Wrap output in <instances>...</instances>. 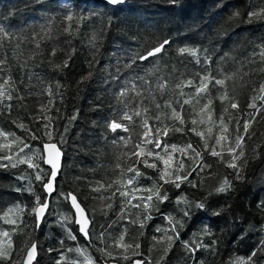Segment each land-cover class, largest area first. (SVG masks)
Returning <instances> with one entry per match:
<instances>
[{"label": "snow or ice", "instance_id": "1", "mask_svg": "<svg viewBox=\"0 0 264 264\" xmlns=\"http://www.w3.org/2000/svg\"><path fill=\"white\" fill-rule=\"evenodd\" d=\"M87 2L104 3V0ZM122 3L123 0H112L111 4L105 6L118 12L122 10ZM249 3L252 8L259 7L256 0H249ZM78 8L79 5L74 4L73 0L71 2L63 0L64 13ZM96 19L95 15L84 16L74 11L72 15L65 16L61 25L65 33L76 37L81 24L87 27ZM115 19L103 13L100 15V31L92 32L87 39L89 51H96V46L100 43L99 37L106 31L110 33V25ZM28 32L30 34L21 30L17 34L8 31L7 27H0V165H6L0 167V171L18 173L15 195L9 198L0 197V264H41L42 249L36 231L42 229L48 222L54 209L58 207L56 200L60 198L61 204L68 207V212H56V224L61 228L65 239L59 241L57 247L48 250L53 264H97V260L89 251L90 248L100 254L105 264L111 261L115 264L121 262L157 264L153 254L157 251L167 253L159 261V264H167L166 257L177 244L185 254L183 264H188L189 260L192 264H198L200 252L203 251L201 245L210 246L214 241L199 229L195 231L198 235L184 239L187 233L175 224L169 214H165V209L171 202L168 192L170 188H182L187 180L201 173L208 164L204 160L206 156L222 158L227 153L228 166L238 168V161L244 155L245 144L250 137L252 121L257 119L255 113L259 112V119H264V103L257 106L258 101L264 102V68L258 65L252 67L257 61L264 63V42L253 47L251 56L247 57L250 70L258 72L261 81L258 88H252L254 81L248 80L249 89L254 94L246 106L252 112L246 114L243 119L237 113H245V108L235 95V89L230 91L228 87V82L235 79V74L228 75L218 73L215 69L209 71L202 68L204 75L192 74V78L185 81L182 79L184 73L177 75L176 68L165 72L160 67H153L144 76L134 75L125 80L120 86L121 91L116 95L117 102L122 106L114 117L105 123L104 128L106 132L110 131L119 136V130L128 132L130 126H138L143 130V136L136 134L138 140L136 144H132L127 137L112 140L116 151L123 157V161L117 158L112 166V175L117 178L104 182L96 181L88 195L96 202L91 209L93 213L99 211L107 215V211L104 210L112 209L111 200L117 195L123 200V204L117 219L106 227L101 226L97 233L96 221L89 215L87 205L80 200V194L74 191H60L63 165L62 152L58 145L65 143L64 137H61L58 143L43 144L42 162L38 159L39 149L34 150L31 146L39 138L38 129L44 128L49 140H52L55 134L53 117L59 115L55 103L60 101L61 85L59 82L53 84L51 80L39 77L35 73L28 74V80L26 82L22 80L18 85L12 75V57L6 53L11 52L16 63L27 69L30 65L34 66L40 56L45 54V49H48V54H45L47 64L57 59L61 52L48 43L59 34L55 21L39 25L38 30L37 27H32ZM64 37L67 39V36ZM170 49H172L170 42L165 41L159 47H154L146 56L132 52L128 56V61L133 62L129 64L122 62L123 57L120 53L123 50L117 45L113 56L116 57L118 69L127 68L135 71L141 67L138 63L141 61L144 63L155 61L159 64ZM202 51L190 46L175 49L178 59L191 57L196 59L197 63L207 64L210 60L216 62L214 57L207 54H204L201 61ZM230 59L232 57L227 52L221 57V61ZM244 75L247 76V73ZM32 79L38 82L35 87L31 84ZM173 84L175 89L169 96L168 92ZM185 88L188 89L187 92ZM213 91L220 94L213 96ZM33 95L40 99L38 107L37 105L30 107L25 102ZM185 96L188 99H184ZM205 98L208 102L200 107V102ZM157 99H161L163 103H157ZM216 100L220 101L224 109L218 118L214 117L212 111L216 107ZM22 112L24 115H21ZM53 112L56 115H53ZM160 112L166 115L163 117L157 115ZM169 113L170 117L167 115ZM205 116L207 120L204 119ZM153 117L160 126H150ZM169 118L172 122L171 128L164 124V120ZM75 119H77L75 115L68 118V125L64 126L65 134ZM233 122L238 127L242 125L243 132L237 131L234 139H230L232 131L229 126ZM185 124H189V128H184ZM205 125L211 126L205 128ZM213 128L217 130L216 134H213ZM189 130L200 138L195 144L169 145L164 139L173 132ZM29 138L31 144L27 143ZM20 144L25 146L18 149L17 145ZM176 154H179L180 158H177ZM185 156L192 162L191 167H186L183 159ZM138 164H143L144 170H155L153 175L158 174V179L152 181L150 187L137 186L144 183L142 177L145 175V171L137 167ZM172 194L178 195L175 192ZM180 203L178 199L177 206ZM258 207H264V202L258 204ZM153 213L159 216L162 223L155 228L149 246L148 237L143 230L150 227L148 221L153 219ZM188 227L191 229L192 225ZM132 232L137 234L132 235ZM82 240L87 241V246L80 244ZM68 242H74V246H69ZM162 245L164 247H160ZM259 253H264V243H260L257 251L252 252L247 259L234 257V264H250Z\"/></svg>", "mask_w": 264, "mask_h": 264}, {"label": "trees", "instance_id": "2", "mask_svg": "<svg viewBox=\"0 0 264 264\" xmlns=\"http://www.w3.org/2000/svg\"><path fill=\"white\" fill-rule=\"evenodd\" d=\"M65 2H71V0H65ZM36 0H0V27H7L8 31L19 34L21 30H25L27 34H30L28 30L32 27H37L39 16L41 12L38 11L35 7ZM210 10V5L206 3L196 2L189 3L188 6L183 10V15L187 18H196L206 14ZM107 21H105V24ZM119 27L115 23L110 26V32L119 30ZM100 17L89 24L87 27L84 24L80 25L79 34L73 38L72 46H75L78 51L76 56L73 58L76 63L70 65L72 66V72L66 75H59L52 73L51 69L48 67V64L45 61V54H48V49H45V54L40 56V59L35 63L34 66L30 65L27 69L18 65L15 61V57L11 52L6 53V55L12 57V75L19 85L21 81L28 80V74L35 73L39 77H46L48 80L55 79L62 85L71 84L74 79H78L81 75L86 74L88 71V61L92 59L90 51L87 45V39L91 35L94 29H100ZM153 37L148 33H145L140 39L141 42H147ZM64 36H54L48 43L52 46H59L61 48L67 49L69 46L64 42ZM264 42V32L256 29L254 31H245L240 33L236 38L233 44L228 48L223 50H218V46L215 44H204L199 45V43L194 38H184V34H177L175 41L173 42L172 49L169 50L166 57L159 61L157 64L155 61L153 63H144L138 62L141 67L137 68L135 71L125 70L119 72L117 75V60L113 56V53L116 52V46L119 45L123 50L120 55L123 57L122 62H128V56L135 51L138 47L136 41H129L127 43H122L119 39L113 40L111 43H106L105 46L101 49L102 55L99 58V63L96 66V70L93 76V80H101V83L95 86L94 90H91L90 93L86 96L83 105H80L78 100L75 99V92L67 95V98L64 104L58 100L55 103V107H61L62 111L65 114L66 119L60 121L61 130H63L65 125H68L67 117L76 114L77 120L72 121L69 125V131L65 134L67 139L68 146L71 148L69 152L68 159L63 163V171L60 176V191H74L80 194V200L87 205L89 209V215H91L96 221V231L99 233L101 226H107L116 220L121 212V205L123 200L117 195L114 199L111 200L112 209H105L107 215H103L101 212L97 211L93 213L91 211L92 207L96 202L88 195L91 191V188L95 186L96 181L104 182L108 179H116V176L112 175L113 165L116 163L117 158L123 161V157L120 155L119 151H116V147L113 146L112 140H119L120 137H127L131 140L132 144L138 143L136 139V134L138 133L141 137L143 136V130L137 127H129V131L126 132L123 129L119 130V136L116 133L106 132L104 125L107 121H110L116 111L122 106L117 102L116 93L121 90V87L125 80L128 77L134 75L144 76L146 72H149L153 67H160L165 72H168L169 69L176 68V74L184 73L182 77L183 80L192 78V74L204 75L202 68L208 69L209 71L215 69L218 73H226L228 75L235 74V79L228 82L229 90L235 89V95L238 97L239 102L245 108V113H237L243 119L246 114L251 113V109H247L246 104L251 102V96L254 94L249 89L248 80L251 79L254 81L252 88H258L259 82L261 81V76L258 72L250 70L249 64L247 62V57H250L253 51V47ZM190 46L198 49H202L200 60L203 61L204 54L214 57L215 63L211 60L207 64L197 63L196 59L188 57L186 59H178L176 57L175 49L177 47ZM227 52L230 54L232 59L227 61H221V57L224 53ZM64 56V52H61L58 58ZM57 58V59H58ZM264 68V63L259 61L256 64L252 65L253 68L256 66ZM178 66V67H177ZM247 73V76L244 75ZM113 77L116 78L113 81ZM119 82V85H117ZM199 81H197L198 83ZM37 80L32 79V86L37 85ZM175 89V84L172 88L169 89L168 95L171 96L173 90ZM61 91L67 93L66 88H62ZM87 91V89H86ZM187 92L188 89L185 88ZM194 91V89H193ZM26 94V91H25ZM213 96H218L220 93L213 91ZM159 96V94H155ZM184 99H188L187 96ZM68 101H73L68 103ZM30 107L32 105H39V97L33 95L25 101ZM46 102V101H45ZM207 98L203 99L200 102V107L204 103H207ZM157 103H163L161 99H157ZM261 103L257 102L259 107ZM216 107L213 108L214 117L218 118L219 115L223 112V107L220 104L219 100L215 101ZM79 108V111L77 110ZM199 111V109H197ZM7 115V113H5ZM21 115H24L22 112ZM53 115H56L53 112ZM161 117L166 114L163 112L157 113ZM170 117V113L167 114ZM257 119L252 121V127L250 130V137L247 139L245 144L246 152L250 151L252 148H255L262 159H264V154H262V149H264V119H259L260 113H255ZM30 118V114H29ZM207 120V116L204 117ZM217 119V123H218ZM164 124L169 128L172 127L171 119H165ZM160 126L155 117L150 121V126ZM211 125H205V128ZM184 128H189V124L183 125ZM230 130L232 131V137L234 139L237 131L243 132L242 125L237 126L235 122L230 124ZM216 129L213 128V134H216ZM84 133V142L93 144V151L96 155L89 154L88 162H85L80 157L83 155L81 152V133ZM168 141V144H179L181 146L199 141L200 138L197 137L192 131L187 132H173L171 135L164 137ZM214 141H210L213 143ZM128 146H125V148ZM154 147V146H153ZM202 147V143H201ZM177 158L179 154H176ZM227 156V153H225ZM186 167L191 166V161L188 157H183ZM218 158L206 156L204 158L206 163H214ZM151 161V158H149ZM162 167V165H160ZM141 170H144L143 164H138ZM212 169H208V171ZM226 172H231V169H224ZM145 175L142 177L144 183L138 184L139 188H147L151 186V182L158 179V174L153 175V169L144 170ZM118 172V170H117ZM246 180L248 181L247 191L242 195V203L244 204V210L248 213V221L251 224L252 231L249 233V240L247 245L235 252L237 256L247 257L251 255L252 252L257 251L258 246L260 245V238L264 236V231H261V225L264 224V207L257 208L256 205L264 202V165H260L255 161L249 160V166L244 170ZM18 173L12 172H3L0 171V197L9 198L15 195L14 189L16 186V177ZM194 178V177H193ZM61 200L57 199L56 204L57 208L54 209L53 214L49 217L48 222L44 225L42 229L36 231V237L41 245V264H53V259L49 253V248L57 247L59 241L65 239L64 234L61 228L56 224V212H68V207H64L61 204ZM98 207V206H97ZM165 214L167 212L165 211ZM162 222L159 219V216L153 213V219L148 221L150 227H146L143 231L148 237L149 246L151 243V236L154 234L155 228L160 225ZM119 227V226H117ZM138 227V226H137ZM197 231V228H191L187 231V235L184 236V239H189L192 236V233ZM136 232H132V235H136ZM69 246H74V242H68ZM82 246H87V241H80ZM90 253L93 255V258L97 260V264H104L105 262L100 258V254L95 252L94 249H89ZM146 251V249H145ZM183 249L179 244L174 246V250L170 251L166 257L167 264H183L184 260ZM205 258V253L200 252L199 259ZM226 258L225 256L221 257ZM209 259H212L209 257ZM256 264H260L261 261H264V253H259L255 258ZM123 263V262H121ZM188 264H192V261L189 260Z\"/></svg>", "mask_w": 264, "mask_h": 264}, {"label": "clouds", "instance_id": "3", "mask_svg": "<svg viewBox=\"0 0 264 264\" xmlns=\"http://www.w3.org/2000/svg\"><path fill=\"white\" fill-rule=\"evenodd\" d=\"M73 2L78 4L79 8L70 9L64 13L63 0H36L35 7L41 12L38 26L55 21V26L59 28L58 36H67L64 42L70 45L67 49L54 46L57 51L64 52V56L48 64L52 73L70 74L72 72L70 61L72 64L76 63L73 58L76 56L77 48L72 46L75 37L65 33L61 25V21L66 15H72L74 11H78L84 16L100 17L103 13L109 17H115L114 23L122 27H119L118 31L115 29L110 33L106 31L103 36L99 37L100 43L96 46V51H90L92 59L88 61L86 74L74 79L71 84H60L61 89L68 90L67 93L61 91L59 98L61 104H64L68 94L75 92V99L80 105H83L90 91L101 83L99 79L93 80V76L102 55L101 49L106 43H111L113 40L119 39L122 43L136 41L138 47L133 52L146 56L154 47H159L165 41L170 42L172 48L176 35L181 33L184 34V38H194L201 46L215 44L218 46V50H223L233 44L235 38L242 32L256 29L264 32V0H256L259 5L257 8L250 7L249 0H199V2L210 5V10L194 19L185 17L183 10L189 3L196 2V0H123L122 10L118 12L114 8L109 9L105 6L111 4L112 0L91 4L87 0H73ZM86 9H96V11L89 12ZM99 31L100 29H94L92 32ZM145 33L153 37L146 43L141 42L140 39ZM97 56L99 58H96ZM132 62L128 61L129 64ZM125 70L128 69H117V72ZM112 79L116 80L115 77ZM51 82L55 84L58 81L53 79ZM72 102L68 101V103ZM57 108L59 115L53 117L55 134L52 140L48 139L45 129L40 128L37 130L39 137L37 142L31 144L29 138L27 143L31 144L34 150L39 149L38 159L42 162L44 159L43 144L58 143L60 138L64 137L65 143L58 145L61 148L63 165L68 159L71 148L68 146L64 128L61 130L60 127V121L66 119L65 114L61 107ZM77 110L79 111V108ZM73 115L76 116V114H72L67 117V120ZM84 136L85 134L82 132L81 152L83 155L80 158L88 162L89 154L96 155V153L93 151V144L84 142ZM24 146V144H20L17 145V148L20 149ZM228 160L229 157L225 156L218 158L214 163H208L201 173L187 180L182 188H170L168 192L171 202L165 211L173 218L175 224L186 233L189 230L188 225H192V228L203 231L214 241L210 246L201 245L205 258L199 259L198 264H234V257L247 259V257L235 255L236 251L247 245L249 233L253 227L249 224L248 213L244 210L242 203V195L248 188L244 170L248 168L249 160L264 165V159L256 152L255 148L248 152L244 148V155L238 161V168H230ZM5 166L0 165V167ZM225 168L231 169V172H226ZM208 169H212V171L209 172ZM224 185L227 187H222ZM173 192L178 195H173ZM178 199L181 201L179 206L176 204ZM256 207L259 208L258 205ZM261 231H264V224L261 225ZM192 235H198V233L193 232ZM260 243H264V236L260 238ZM153 254L157 264L163 256L167 255L166 252L161 251ZM222 256L226 258L222 259ZM250 264H256V260L251 261ZM260 264H264V261H261Z\"/></svg>", "mask_w": 264, "mask_h": 264}, {"label": "water", "instance_id": "4", "mask_svg": "<svg viewBox=\"0 0 264 264\" xmlns=\"http://www.w3.org/2000/svg\"><path fill=\"white\" fill-rule=\"evenodd\" d=\"M74 211V210H73ZM109 264H115V262L114 261H111V262H109ZM121 264H123V263H121Z\"/></svg>", "mask_w": 264, "mask_h": 264}, {"label": "flooded vegetation", "instance_id": "5", "mask_svg": "<svg viewBox=\"0 0 264 264\" xmlns=\"http://www.w3.org/2000/svg\"><path fill=\"white\" fill-rule=\"evenodd\" d=\"M105 264V262H103Z\"/></svg>", "mask_w": 264, "mask_h": 264}]
</instances>
